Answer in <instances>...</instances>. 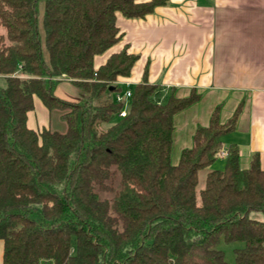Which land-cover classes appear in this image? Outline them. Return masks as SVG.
<instances>
[{"label":"trees","instance_id":"16d2710c","mask_svg":"<svg viewBox=\"0 0 264 264\" xmlns=\"http://www.w3.org/2000/svg\"><path fill=\"white\" fill-rule=\"evenodd\" d=\"M164 0H0V242L2 264H229L217 249L241 242L236 264H264V171L227 148L223 169L198 173L222 151L241 110L215 108L170 162L175 115L195 104L142 82L124 101L117 77L137 55L121 51L115 13L143 18ZM84 95L54 96L60 79ZM112 88L109 90V88ZM33 96L61 112L66 131L26 126ZM114 119V121H112Z\"/></svg>","mask_w":264,"mask_h":264},{"label":"crops","instance_id":"0c3cea01","mask_svg":"<svg viewBox=\"0 0 264 264\" xmlns=\"http://www.w3.org/2000/svg\"><path fill=\"white\" fill-rule=\"evenodd\" d=\"M164 1L143 18H126L116 12L120 39L93 58L94 70L111 55L126 51L137 55V60L127 77H117L118 87L127 90L145 77L147 83L163 88L161 101L172 93L187 96L192 90L200 95L195 104L205 95L214 96L213 106L204 113L188 121L178 120L181 151L191 146L193 132L207 125L215 108L225 122L241 105L235 128L221 138L222 149L236 146L243 167L256 156L264 171V0ZM54 96L66 101L84 97L66 78L60 79ZM32 100L27 128L36 132L49 129L51 113L38 97ZM229 101L230 110L223 116ZM183 111L173 119V144L177 117Z\"/></svg>","mask_w":264,"mask_h":264},{"label":"rangeland","instance_id":"374dc122","mask_svg":"<svg viewBox=\"0 0 264 264\" xmlns=\"http://www.w3.org/2000/svg\"><path fill=\"white\" fill-rule=\"evenodd\" d=\"M0 85H4V81L2 79H0ZM120 89L123 93L125 92L124 87H120ZM214 100H215L214 96L205 95L197 104L190 106L189 108L184 110L183 113L178 115L177 117L178 119L175 124L176 125L175 141H174V144H172L171 154H170V162L172 165H175L177 163L180 152H181L180 147H181L182 140L177 137V132H178L177 129L179 128V126H177L178 120L181 119L183 121H188L189 119L193 118L195 114L204 113L207 109L213 106L212 101ZM127 106H128V102L125 101V109L127 108ZM230 107H231V102L229 101L227 104H225V108H224L225 110L223 111V116L228 113V111L230 110ZM112 121H114V119ZM66 128L67 127H66L65 121L61 119V112H58V111L51 112L49 129L52 131L58 132V133H64L66 131ZM222 150L224 151L225 149H222ZM223 164H224V160L218 156L216 161L210 167L203 169L198 173L197 192L201 190L204 186L205 174L208 171H213V170L221 171L223 169ZM250 217L253 219L259 220V221H264L263 212H259V211L251 212ZM241 247H243V243L241 242L226 243L222 239H220L217 243V249L223 252L224 259L229 264H236L234 260L235 258L234 250L239 249Z\"/></svg>","mask_w":264,"mask_h":264},{"label":"built area","instance_id":"2783aa9c","mask_svg":"<svg viewBox=\"0 0 264 264\" xmlns=\"http://www.w3.org/2000/svg\"><path fill=\"white\" fill-rule=\"evenodd\" d=\"M129 96H130V91L127 89V90H125V92L124 93H116V94H114V101L115 102H119V101H127L128 100V98H129ZM125 112H126V109H125V104H124V108H123V110L118 114V116H124L125 115ZM219 157H221V158H224L225 156H226V151L224 150H222V151H220L219 152V155H218Z\"/></svg>","mask_w":264,"mask_h":264},{"label":"water","instance_id":"95a60500","mask_svg":"<svg viewBox=\"0 0 264 264\" xmlns=\"http://www.w3.org/2000/svg\"><path fill=\"white\" fill-rule=\"evenodd\" d=\"M112 88L110 87L109 90H111Z\"/></svg>","mask_w":264,"mask_h":264}]
</instances>
